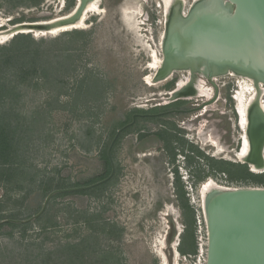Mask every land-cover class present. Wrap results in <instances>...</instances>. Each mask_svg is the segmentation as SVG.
I'll list each match as a JSON object with an SVG mask.
<instances>
[{
	"label": "rangeland",
	"instance_id": "rangeland-1",
	"mask_svg": "<svg viewBox=\"0 0 264 264\" xmlns=\"http://www.w3.org/2000/svg\"><path fill=\"white\" fill-rule=\"evenodd\" d=\"M28 1L0 0V32L20 31L17 25L69 14L77 2L43 0L34 6ZM187 1L185 10L192 2ZM99 3L100 10L89 12L82 28L55 35L41 34V26L24 31L38 41L33 45L40 51L38 62L51 61L53 72L50 78H33L22 84L12 103L13 117L16 113L21 121L16 162L23 174L15 181H5V187L0 184V223L35 215L54 189L102 179L104 153L117 129L130 122L133 114H137L135 122L112 146L115 171L109 180L82 189L84 192L54 194L40 216L25 222V229L0 226V264H31V258L41 260L48 254L52 256L49 264H62L59 258L65 251L60 247L85 237L91 239L84 243V258L68 264H175V250L177 264H204L202 257L196 260V248L185 254L178 250L185 225L177 174L194 220V208L202 210L205 202L201 184L209 178L229 187L264 186L253 179L230 181L225 170L209 164L213 158L247 163L250 171L264 172V168L251 169L248 162L235 156L241 145L231 97L238 90L235 77L220 74L216 86L205 79V85L213 86L216 99L199 115L196 108L205 99L188 98L187 93L167 94L179 77H185L180 73L187 75L189 70H176L154 85L147 81L156 72L147 67L150 49L157 52L159 63L162 61V39L169 18L162 0ZM128 11L137 14V22H143L139 28L129 24ZM84 76L86 90L71 105L77 79ZM208 134L211 136L205 138ZM209 138L217 139L224 148L219 144L213 148L207 143ZM262 154L264 159V149Z\"/></svg>",
	"mask_w": 264,
	"mask_h": 264
},
{
	"label": "water",
	"instance_id": "water-1",
	"mask_svg": "<svg viewBox=\"0 0 264 264\" xmlns=\"http://www.w3.org/2000/svg\"><path fill=\"white\" fill-rule=\"evenodd\" d=\"M88 1L77 0L74 10L65 19L25 24L47 30L53 24L76 19ZM174 13L165 26L163 59L151 81L166 77L172 68L194 69L209 79L225 72L249 78L255 89L244 105L245 161L251 169L264 168V110L260 102L264 87L257 86V81L264 83V0H197L186 15L180 16V10ZM10 33L12 37L24 31L13 29ZM186 86L179 89L180 92L189 88ZM213 97L208 102L202 101L196 109L212 103L216 95ZM136 115L117 129L110 142L107 153L111 169L106 177L87 185L54 189L35 215L26 220H6L28 222L44 212L54 194L89 189L109 180L115 171L112 146L119 134L135 122ZM205 210V264H264V186L213 190L206 196Z\"/></svg>",
	"mask_w": 264,
	"mask_h": 264
},
{
	"label": "trees",
	"instance_id": "trees-1",
	"mask_svg": "<svg viewBox=\"0 0 264 264\" xmlns=\"http://www.w3.org/2000/svg\"><path fill=\"white\" fill-rule=\"evenodd\" d=\"M42 2L43 0H30L27 3L34 6H40ZM35 44H38V41L34 40L30 36V34L17 33L7 43L0 45V184H3L4 187L5 181L6 183L15 181L23 174L20 164L16 162V158L18 156V147L22 139L18 132V126L21 121L18 114L15 113V116L13 117L11 108L14 107L12 103H14V100L17 99L16 97L19 96L20 87L26 81H32L33 78L35 79L52 77V62L49 61L45 64H41L38 62V52L40 51L37 48L33 47V45ZM94 81L97 82L96 77L95 79H93V82ZM86 85L87 81L85 76L77 79V87L72 94V102H70L71 105L73 104V102L75 103L78 100L80 95H82V91L85 92L86 88L84 86ZM168 140L169 139H167V141ZM104 157L106 159V170L104 175H102L100 178L106 177L111 169L107 150L104 153ZM209 164L212 167L216 166L218 169L225 170L230 181H246L249 179H253L259 181L264 185V172L260 174L250 171L247 163H236L232 161L226 162L224 160L210 158ZM199 178L201 177L199 176ZM91 182H93V180ZM178 183H181L179 174H177L176 176V190L182 213L184 215L183 224L185 225V228L181 235L178 250L181 253L185 254L188 251L194 252L196 248V244H194L195 239L193 232V224L195 223V220L193 211L191 215L192 208H190V205L188 204V198L185 196L183 185H180ZM84 191L86 190H78L75 192L78 193ZM1 207L2 201L0 200V208ZM4 224L10 225L12 227L23 226L24 229L28 226V224L25 222L8 220L0 223V226ZM87 239L90 240L91 238L85 237L79 242L66 243L65 245L61 246L60 249H63L65 251L64 257L59 258V260H61V263L68 264L72 263L74 260L81 261L85 255V253L82 251L85 249L84 247L86 246V244L84 243L87 241ZM47 257L48 258H44L41 260H38L37 257H34L31 258L30 262L31 264H49L52 256L48 254Z\"/></svg>",
	"mask_w": 264,
	"mask_h": 264
},
{
	"label": "bare ground",
	"instance_id": "bare-ground-1",
	"mask_svg": "<svg viewBox=\"0 0 264 264\" xmlns=\"http://www.w3.org/2000/svg\"><path fill=\"white\" fill-rule=\"evenodd\" d=\"M196 1L197 0H192V2H190V5L188 6L187 10H185L186 3L188 2L187 0H177L176 4H174L173 6L171 5L173 0H162V6L164 8L166 18L168 17V14H169V17L170 16L173 17L172 14H176V13H174V12H176V10L181 11L180 16L186 15L190 11V9L192 8L193 4ZM99 2H100V0H89L88 2H86L84 9L80 12V14L78 15V17L76 19L69 20V21L64 22V23L53 24V25L49 26L48 28H46L47 30L44 29L43 31H41V34L48 33L51 35H55L60 31L84 27L86 25V19L88 18L89 12H91V11L96 12V11L100 10V5H99L100 3ZM222 2H223V4H225L224 1H222ZM66 15H68V14H66ZM66 15L52 18L51 20H49L50 21L49 23L56 22L60 19H65V18H67ZM136 15L134 14V12L131 13L130 11H128L125 14L126 18L128 19L129 24L134 25L135 28H139V25L142 24L143 22H137ZM168 20H169V18L167 19L166 24L168 23ZM39 23H42V22H39ZM34 24H36V23H34ZM166 24H165V26H166ZM28 27H34V25H32V24H30V25H27V24L17 25L16 28H19L20 31H25L26 29H27V31L28 30L34 31L33 29L28 28ZM137 31H139V30H137ZM38 34H39V32H38ZM10 36H11L10 32L7 33V31H1L0 32V41L5 40L6 38H8ZM150 50H151L150 51L151 53L149 56L151 59H150V62H149L147 67L151 68V69H155V71H156L160 65V63L158 61V57H157V52L154 49H150ZM162 59H163V51H162ZM176 70H180V69L172 68L170 73L166 77L160 79L159 81H163L166 78H169V76ZM183 70H189L192 75H195V74L198 75L199 74L198 71L194 70V69H183ZM221 74H223V73H221ZM224 74L233 75L235 77L236 84L238 87V90H236V93L233 95V98H234V102H235V111L238 115L237 126L239 127V129L241 131V134L239 135V140H241L240 142H242V143H240L241 144L240 149L237 150L235 156L238 158L247 160V139H246V132H245L244 105H245L247 97L254 91L255 86L251 82V80L245 76H242L239 74H233L230 72H225ZM217 75H220V74H217ZM217 75H213V76H217ZM213 76H211V77H213ZM151 78L152 77H150V76L147 77L148 83L150 85L156 84V81L152 82ZM215 78L217 79V77H215ZM188 82H189L188 77L187 78L183 77V78L179 79L177 82V88L178 87L179 88L175 90L176 93L174 92L172 94L185 95V92L189 88L184 89L183 93L180 92L179 89H181V88L183 89L185 84H187V86L186 85L185 86L188 87L189 86ZM203 84L204 83H202L201 80H197L196 76H194V82H193L192 86H193V88L197 89V92H198L197 95L200 97H201V95H205V97H210V95L212 93L211 88L208 86H204L205 84L204 85ZM257 86L258 87H264V83L262 81H257ZM191 94H193V92ZM263 94H264V91L260 95V102H261V105H262L263 110H264V97H262ZM193 95H195V94H193ZM242 128L244 129V131L242 130ZM244 132H245V135H244ZM207 143H210V145H212V146L215 145V147L218 146V143L216 142V140H214L212 138H209L207 140ZM226 188H230V187L221 186V185H219V183H217L213 179L209 178L201 184V187H200L201 192L200 193L203 195V198H205V202H206V196H207L206 194H208L209 192H211L213 190H224ZM205 202H204V206H203L204 213L206 211L205 210ZM178 255L179 254H178L177 250H175V255H174V263L175 264H177L176 260H177ZM205 258H206V256H205ZM162 264H167V263H166V261H163Z\"/></svg>",
	"mask_w": 264,
	"mask_h": 264
},
{
	"label": "flooded vegetation",
	"instance_id": "flooded-vegetation-1",
	"mask_svg": "<svg viewBox=\"0 0 264 264\" xmlns=\"http://www.w3.org/2000/svg\"><path fill=\"white\" fill-rule=\"evenodd\" d=\"M185 71L187 72V70H185ZM174 72H175V71H174ZM174 72H173V73H174ZM173 73H172V74H173ZM172 74H171V75H172ZM171 75H170V76H171ZM182 75H184L185 77L188 76V78H189V82H188V84H189V86H188V87H189V90H187V91L185 92V95H184V96H186L187 94H189V95H187L188 98H194V97H195V98H198V100L205 99V100H202V101H205V102H206V101L208 102V100L210 101V100H212V99L214 98V97H213V96H214V88H213L212 85H204V84H205V79H208V80L211 79L212 81H211V80H210V81L215 83V79H216L215 77H217V76H219V75H217V76H213V77H211L210 79L207 78V77H205V76H202V75H200V74H199V75H200L202 78L199 77V76L196 75V74H195V75H192L190 72H187V75H186V74H183V73H180V76H182ZM170 76H169V77H170ZM194 76H196V79H197V80H201V82L204 83V84H203L204 86H208V87L211 88V92H212V93H211L210 97H205V95H201V97H200V96L197 95V94H198L197 89L193 88V86H192V84H193V82H194ZM180 78H181V77H179V79H180ZM179 79H178V80H179ZM203 79H204V80H203ZM178 80L176 81V85H175L174 89H173L171 92L168 91L167 94H169V93L172 94V93L175 92L176 89L179 88V87L177 88V82H178ZM212 84H213V83H212ZM185 85H187V84H185ZM185 85H184V86H185ZM190 87L192 88V91L190 90ZM192 92H193V94H195V95L191 94ZM186 93H187V94H186ZM174 95H176V94H172V97H174ZM233 95H234V94H231V97H232V98H233ZM197 96H198V97H197ZM215 98H216V97H215ZM233 100H234V99H233ZM202 101H201V102H202ZM201 102H200L198 105H200ZM210 104H211V103L206 104L202 109H200V114H199V115H202L206 110H208L209 106H211ZM234 108H235V106H234ZM203 109H204V110H203ZM202 128H203V126H202ZM200 133L202 134V129H201V132H200ZM210 136H211V135L208 134V136H206L205 138L210 137ZM216 140H217V139H216ZM208 144L210 145V143H208ZM218 144L221 145L219 142H218ZM210 146H212V145H210ZM221 146H222V145H221ZM212 147L215 148V145L212 146ZM222 147H223V146H222ZM223 148H224V147H223ZM216 151H217V149L214 150V153H216ZM219 153H220V152H219ZM188 170L190 171V175H191V170H190V169H188ZM219 185H221V184H219ZM221 186L229 187V186H227V185H221Z\"/></svg>",
	"mask_w": 264,
	"mask_h": 264
},
{
	"label": "built area",
	"instance_id": "built-area-1",
	"mask_svg": "<svg viewBox=\"0 0 264 264\" xmlns=\"http://www.w3.org/2000/svg\"><path fill=\"white\" fill-rule=\"evenodd\" d=\"M194 209H195L194 232L196 239V257H197L196 260H200V258L202 257L203 263L205 264L206 261L205 254L207 250V229H206L205 214L202 206H201L202 210H199L200 208H194Z\"/></svg>",
	"mask_w": 264,
	"mask_h": 264
}]
</instances>
